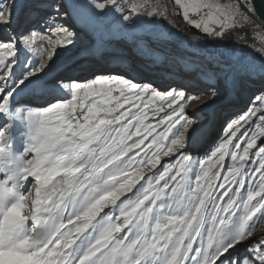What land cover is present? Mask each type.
Masks as SVG:
<instances>
[{
  "label": "snow or ice",
  "instance_id": "obj_1",
  "mask_svg": "<svg viewBox=\"0 0 264 264\" xmlns=\"http://www.w3.org/2000/svg\"><path fill=\"white\" fill-rule=\"evenodd\" d=\"M112 11L109 23L124 28L180 16L210 40L255 26L252 0H173L171 13L140 4L130 14L117 0H0V264H264V66L222 57L201 73L215 82L204 107L230 106L239 80L261 83L252 107L194 160L201 122L186 108L201 97L186 87L128 74L49 78L59 50ZM136 47L150 55L147 42Z\"/></svg>",
  "mask_w": 264,
  "mask_h": 264
},
{
  "label": "bare ground",
  "instance_id": "obj_2",
  "mask_svg": "<svg viewBox=\"0 0 264 264\" xmlns=\"http://www.w3.org/2000/svg\"><path fill=\"white\" fill-rule=\"evenodd\" d=\"M117 3L123 8V5L117 1ZM124 14H130L129 11L125 12ZM120 15V13H117L115 11L110 12L105 18H103V23L98 25L94 30L89 29L88 32L90 33H102L106 34L107 37L105 41L98 40L97 38V43L98 48L96 47V50L98 49L99 53H102L100 51L106 50L109 52L110 57H104L105 60L109 62V64H113L118 68H124L127 69V72H130L129 69H133L131 72L132 74H135V77H142L143 80H152L154 76L152 74L157 76L154 77L153 82H158L156 85L160 89L166 88L167 84L169 82L162 83L163 81H168L171 80L173 86L176 87L178 85H182L186 87L188 94L189 95H196L200 96V100H191L188 102L187 108H186V114L190 116L194 121L199 120L201 121V128L203 129L201 134H199L194 141V145H192V148H190V152H196L195 158L200 159V156L202 155L203 157L206 156L208 152L204 151V148H210V146L213 145V142L219 141L216 139L214 135V117L210 123H209V114L214 113L216 109L218 108L219 104L221 103V100H218L215 105H209L208 107H204L202 105V100L207 99L208 97L204 95L206 93V87L203 85L202 81H205L208 85L215 83L214 81L206 79L205 76L201 75L202 72L206 71L209 67L208 63L204 64H192L195 62H201L200 60L202 59V55L198 54L197 51H200L198 45H194L192 47H187L185 46L184 49L188 50L190 48L189 56L184 55L183 53H179L178 56L174 57L176 58V61H171L169 65L164 64L162 66L169 67L171 71L163 68L156 67H151L150 69H141L138 64L139 61L138 59H141L142 57H145L144 52H142L140 49L136 48L138 53L136 54H129V55H122L119 52L116 51L118 48V44L120 40H123L125 38H131L133 33L138 32V35H141L140 37V45H144L146 42L149 44V46L153 45L154 43L158 44L156 46V50H154L155 54H158L161 52V49L163 48V51L165 50L166 52L173 53V44L170 41V37H168L167 33H165V29L163 27V24L161 21L158 24V26H154V23H147L145 24L144 21L149 19L148 17L141 16L140 18V23L137 25L135 28H124L123 23L124 22H112L115 21L116 18ZM77 28H79V25H77ZM151 29L152 31H148ZM83 34V33H82ZM40 44H42L45 48L47 47L46 41H40ZM128 43V42H127ZM172 44V45H171ZM80 45H83L82 49L72 55V52L70 51L71 48L76 47V51L80 48ZM89 41H88V36H85L83 34L80 35L79 39L77 40V43L74 47H71L70 50H62L63 55L65 56L63 61H65V64H60L57 69H55L54 72H51V75L53 77H64V78H72L76 80H82L84 75L83 74L86 69L88 68L89 61L86 59V56H88L87 53L92 51V47H89ZM177 47V46H176ZM113 49V50H112ZM199 49V50H198ZM75 51V52H76ZM256 51V50H255ZM131 52V51H130ZM133 52V51H132ZM68 53H71V56H68ZM105 55V53H103ZM151 54V53H150ZM177 54V53H176ZM38 57V54H35ZM121 55V58L115 59L114 56ZM146 57L148 55L146 54ZM149 58H152L149 56ZM209 58V57H208ZM206 58V59H208ZM237 58V55H233L232 59L235 60ZM55 60V57H54ZM68 60V61H67ZM187 60L189 62H187ZM214 61H218L217 59H213ZM87 61V62H86ZM209 62V61H208ZM216 63V62H215ZM214 64H211L210 66L215 67ZM80 65L79 70L74 71L77 74H74V77H71L70 74L67 71V68L74 66V65ZM105 63L104 65H106ZM186 65H191L193 66V70H190L193 73V78H189L187 75V70L181 72V67L183 66L184 68ZM69 71V70H68ZM68 76V77H67ZM152 76V77H151ZM168 76H170L168 78ZM168 78V79H167ZM173 78V79H171ZM190 79V83L193 84L192 86L187 85L186 82ZM259 75H254V77H251L250 79H243L239 80V85L235 89L233 93V101L236 100L235 103H232L230 106H227L224 112H229L226 113L227 116H235L241 112V110H247L248 107H252V102L251 98L254 94L258 95L257 89L259 88V85L261 82ZM202 82V83H201ZM184 83V84H183ZM205 87V88H204ZM219 87L223 89L224 83L221 81ZM256 88V89H255ZM244 106H246L244 108ZM199 109V110H197ZM223 116L218 114L217 117ZM262 126H260L258 123L253 124L252 131L258 132ZM219 136H223V129L221 131V134ZM264 141V138H259L258 143ZM196 143V144H195ZM264 144V142L262 143ZM197 156V157H196ZM162 162L163 160H166L168 158L161 157ZM255 159V157H254ZM257 235H261V233H256Z\"/></svg>",
  "mask_w": 264,
  "mask_h": 264
},
{
  "label": "rangeland",
  "instance_id": "obj_3",
  "mask_svg": "<svg viewBox=\"0 0 264 264\" xmlns=\"http://www.w3.org/2000/svg\"><path fill=\"white\" fill-rule=\"evenodd\" d=\"M117 1L123 5V9L125 10V12H128V10L133 5L144 4L145 7H148L149 5H151L153 10H155L156 7H160V8L167 7L169 12L171 13V9H172L171 6L173 5V0H117ZM20 2L24 3L25 0H20ZM220 2L227 4V3H234L235 0H220ZM249 15L251 19L255 22V26H253L252 24H249L246 21L242 22V24H238L235 28L228 30L224 38L219 39V40H210L207 37L203 36V34L200 33L198 30L187 25L186 22L183 21L182 17H181V20H177L175 15H171L170 20L157 19V21L154 23V26H158V24L160 23L159 21L162 22L163 27L166 30L165 33H167L168 37H170L169 42H172L173 44V53H170L169 51L166 52L165 50L163 51V48H162L160 53L155 54L154 50H156V46H158V44L154 43L153 45L150 46L151 54L150 55L147 54L148 57H146V54L144 53L145 57L138 59L139 61L138 66L141 69H150L151 67H154L155 65H157L156 67L171 71L169 67L162 66V65L164 64L169 65L171 61H176V58L174 57L178 56L179 53H183L184 55L189 56V53L187 51L190 52V48L188 50H185L184 49L185 46L192 47L194 45H198L200 51H197V52L198 54L202 55V59L200 60L201 62H195L192 64L198 65V64L208 63L207 67H209L211 64H214L216 62L213 59L220 60L222 57L232 59L233 55H237V58H243L245 63L259 69L261 66H264V54H262L260 51V49L264 47V26L257 20L254 13H250ZM173 24H175L176 26L174 27ZM81 35L83 36L82 33ZM87 36H88V41L90 44L89 47H92V51L87 53L88 56H86V59L90 61H89V65L86 71L83 74H81V75H84L82 80L90 79L93 74H128V75L135 77V74H132L133 71L127 72L128 71L127 69H124L121 67L118 68L113 64L112 65L109 64V62L105 60L104 58L105 56L110 57V55H113V53L109 54V52L106 50H102L100 51L102 53H99L98 49L96 50V47L98 48V45H99L96 42L97 41L96 37L99 38L98 40L105 41L107 37L106 34H102V33L95 34V33L88 32ZM134 37L139 38V39L136 42H134ZM140 37L141 35H138V32L133 33L131 38L124 37L123 40L119 41L120 44L117 45L118 48L116 49V51L118 50L117 52H119L123 56L138 53L136 49L137 48L136 43L140 44L139 42ZM82 47L83 45H80V48L77 51H76V47L71 48L70 51L72 52V55L80 51ZM103 53H105V55ZM68 56H71V53H68ZM149 56L152 58H149ZM64 57L65 56L63 55L62 50H59L58 55L55 56L54 63L52 64V69L49 73V78L52 77L51 72H54L55 69H57L60 64L62 63L65 64V61H63ZM114 57L115 59L121 58V55H118V56L116 55ZM187 62L189 61L187 60ZM105 63L107 64L104 65ZM214 66L216 67V63ZM79 68H80V65L76 64L74 66L67 68L66 72H68L71 77H74V74H77L74 71L79 70ZM193 69L194 68L192 65H191V68H190V65H186L185 68L183 66L181 67V72L187 70V75L191 79L193 78L192 75L194 72H191L190 70H193ZM157 75L158 74L156 75L152 74V76L154 77ZM169 77L170 76H168V78ZM135 78L138 81L143 79L142 77H138V76ZM153 79L151 80L152 82H153ZM190 79L186 82V84L192 86L193 84L189 82ZM165 82H169L166 88L168 86H173L171 80L163 81L161 82V84ZM202 82H203V85L207 88L206 90H208L209 85L205 81H202ZM153 83L155 86L158 84V82H153ZM235 102L236 100H234L232 103H235ZM226 107L227 106H223V102L221 100V103L219 104L216 111L214 113L209 114V117H208L209 118L208 121L210 123V121L216 116L214 118V122L216 123L214 124V128H213L214 130L213 132H214L216 139L219 136V134H221L225 121L231 117V116L226 115V113H230L231 111L224 112ZM245 107L246 106H244V108ZM218 114L223 115V116L217 117ZM177 127H179V125H177ZM202 130L203 129L201 128V132ZM216 142L218 143L219 141H216ZM263 142L264 141L259 142L258 144H262ZM211 147L212 146H210V148ZM210 148L206 147L203 150L206 152H209ZM240 151L242 152V148L240 149ZM195 153L196 152L191 153L194 160L206 159V156L203 157L202 155H198L200 156V159L195 158L194 157L196 155ZM252 158L254 159V156ZM226 161L228 164H231L230 157H226ZM169 162H175V160L174 159L170 160V158H168L166 160H163L162 163H169ZM145 171L147 172V169H145ZM197 171H199V168H197ZM220 182H222V180ZM220 191L222 190L217 189V192H220ZM105 211H108V210L106 209ZM256 233L264 234V224H261L260 227L257 228Z\"/></svg>",
  "mask_w": 264,
  "mask_h": 264
},
{
  "label": "water",
  "instance_id": "obj_4",
  "mask_svg": "<svg viewBox=\"0 0 264 264\" xmlns=\"http://www.w3.org/2000/svg\"><path fill=\"white\" fill-rule=\"evenodd\" d=\"M255 7V17L264 24V0H252Z\"/></svg>",
  "mask_w": 264,
  "mask_h": 264
},
{
  "label": "trees",
  "instance_id": "obj_5",
  "mask_svg": "<svg viewBox=\"0 0 264 264\" xmlns=\"http://www.w3.org/2000/svg\"><path fill=\"white\" fill-rule=\"evenodd\" d=\"M173 7V5L171 6V8ZM253 16V15H252ZM176 19L177 20H181V17L180 16H176ZM258 20V19H257ZM259 21V20H258ZM260 22V21H259ZM261 23V22H260ZM262 24V23H261ZM264 26V24H262ZM202 36V35H201Z\"/></svg>",
  "mask_w": 264,
  "mask_h": 264
}]
</instances>
